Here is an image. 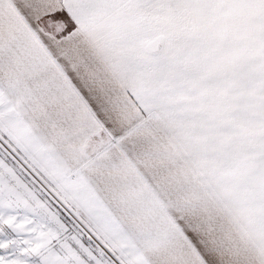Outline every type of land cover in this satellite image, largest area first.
I'll return each instance as SVG.
<instances>
[{
    "label": "snow or ice",
    "instance_id": "obj_1",
    "mask_svg": "<svg viewBox=\"0 0 264 264\" xmlns=\"http://www.w3.org/2000/svg\"><path fill=\"white\" fill-rule=\"evenodd\" d=\"M0 264H264V0H0Z\"/></svg>",
    "mask_w": 264,
    "mask_h": 264
}]
</instances>
